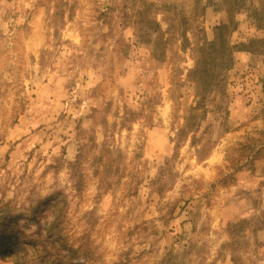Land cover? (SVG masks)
<instances>
[{
    "label": "rangeland",
    "instance_id": "rangeland-1",
    "mask_svg": "<svg viewBox=\"0 0 264 264\" xmlns=\"http://www.w3.org/2000/svg\"><path fill=\"white\" fill-rule=\"evenodd\" d=\"M225 5L0 0V224L29 264H264V0L191 115ZM56 201L72 261L35 252Z\"/></svg>",
    "mask_w": 264,
    "mask_h": 264
},
{
    "label": "trees",
    "instance_id": "trees-1",
    "mask_svg": "<svg viewBox=\"0 0 264 264\" xmlns=\"http://www.w3.org/2000/svg\"><path fill=\"white\" fill-rule=\"evenodd\" d=\"M226 6V18L220 22L215 28V35L213 40L206 41L202 45L198 46L196 49V60L195 65L188 70L187 79L192 81L196 86L197 101L196 105L192 109V116H196V111L198 108L205 106L206 96L209 95L221 81V74L224 70L228 69L233 62V52L234 50H247L245 44H239V46L231 45L229 41V33L233 31V26L235 24L233 20L232 11L238 0H224ZM154 22L156 20L154 19ZM256 40H251L249 44H252ZM191 116V117H192ZM185 131V128H181L179 133ZM60 202V201H59ZM56 201L55 207L52 206L49 217L46 218L45 224H48L46 233L47 240L42 241L39 244H35V252L40 257H47L52 252H62V250L68 249L67 254L62 257H66L68 260L72 261L73 253L70 251H75L73 246H68L65 243L59 244V246L48 243L55 242L52 240L55 236L54 232L59 224L60 211L59 203ZM59 206V207H58ZM57 208V209H56ZM9 220H3L0 224V261L5 264L6 262H11V264H29L27 257L21 255L19 252L22 242L17 238L16 233H14L9 225L7 224ZM47 243V244H46ZM54 250V251H53ZM42 253V255H41ZM82 264H85L82 263Z\"/></svg>",
    "mask_w": 264,
    "mask_h": 264
}]
</instances>
